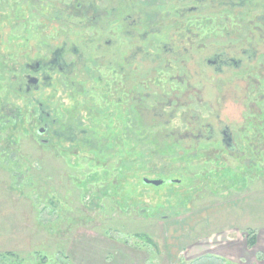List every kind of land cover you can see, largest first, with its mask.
Wrapping results in <instances>:
<instances>
[{"label":"rangeland","instance_id":"obj_1","mask_svg":"<svg viewBox=\"0 0 264 264\" xmlns=\"http://www.w3.org/2000/svg\"><path fill=\"white\" fill-rule=\"evenodd\" d=\"M111 1L94 0L98 5ZM74 2L0 0V106L15 104L25 110L37 98L60 112L72 108L64 76L55 72L51 73L55 94L48 87L25 94L23 87L25 75L31 74L25 64L45 58L63 33L74 31L64 22ZM91 66L104 84L96 77L89 80L88 87H100L89 89L78 102L100 115L88 119L80 106L77 113L83 125L97 131V138L108 137L110 152L97 156L84 147L64 144L61 148L71 154L54 155L32 131L24 133L22 128L31 122L26 113L16 130L11 124L0 129V264H264V231L257 241L256 233L227 229L235 224L264 225V105L259 104L260 117L250 110L256 114L253 120L240 123L244 110L238 93H233L230 104L225 102L227 106L214 102L221 105L222 116L227 113L232 119L233 142L241 156L194 154L184 150L192 146L186 140L160 144L152 137L164 129L161 125L147 128L145 138L137 128L130 141L124 137L127 111L118 116L113 109H104L113 86H122L114 66L105 62ZM105 80L110 88L102 86ZM176 87L173 82V92ZM193 102L191 110L204 117L210 114L206 103ZM189 108L182 107L177 116ZM174 128L186 126L176 117L167 130ZM214 145L219 143L203 142L198 150ZM144 178L169 182L154 186L144 184ZM198 233L202 238L196 237ZM231 234H236L229 240L232 244L227 243Z\"/></svg>","mask_w":264,"mask_h":264},{"label":"flooded vegetation","instance_id":"obj_2","mask_svg":"<svg viewBox=\"0 0 264 264\" xmlns=\"http://www.w3.org/2000/svg\"><path fill=\"white\" fill-rule=\"evenodd\" d=\"M68 7L64 22L75 27L74 31L63 33L45 58H34L25 64L31 74L25 75L23 91L37 93L48 87L55 94L57 87L51 76L55 72L64 76L72 108L60 112L56 105L52 108L37 98H33L34 106L28 102L25 110L3 103L0 129L7 130L11 124V129L16 130L26 113L31 116V122L29 127L22 128L24 133L32 131L54 155L71 154V150L61 148L64 144L84 147L97 154L108 137L97 138V131L83 125L77 112L80 106L86 118L97 119L100 111L85 102L80 105L78 98L89 89L98 90L100 86L86 84L94 77L98 84H104L97 68L91 64L105 62L107 66H114L122 86H113L104 109H113L118 116L127 111L126 139L134 141L137 128L144 137L147 128L161 125L164 129L152 137L160 144H166L168 139L176 144L186 140L192 146L184 150L191 149L194 154L219 156L229 152L241 156L233 142L232 119L227 113L222 116L221 105L214 102L227 106L225 102L230 104L233 93H238L244 110L240 123L258 113L261 116L264 0H160L143 4L113 0L109 5L75 0ZM225 10L227 14L223 13ZM211 78L216 79L214 83H210ZM173 82L177 86L174 92ZM102 86L110 88L107 80ZM193 101L206 103L210 114L204 117L201 112L191 110ZM182 107L189 108V112L177 116ZM176 117L185 124V130L168 131L167 126ZM203 142L207 146L211 142L219 145L200 152L198 146Z\"/></svg>","mask_w":264,"mask_h":264},{"label":"crops","instance_id":"obj_3","mask_svg":"<svg viewBox=\"0 0 264 264\" xmlns=\"http://www.w3.org/2000/svg\"><path fill=\"white\" fill-rule=\"evenodd\" d=\"M220 209V208H219ZM222 209H224V208H222ZM225 210V209H224ZM226 211H227V208H226ZM215 213L217 214V211H215ZM227 229H235V230H244V231H251V232H254V233H256V237H257V241L259 240L258 239V233H260V231H264V225H262V226H254V227H248L247 225H238V224H235L234 226H232V225H227ZM228 231V230H227ZM203 234V233H202ZM202 234L201 233H198L197 235H196V237L197 238H202ZM205 234H207V233H205ZM210 233L208 232V235H209ZM205 236V235H204ZM233 236H236V234L234 235V234H231V235H229V236H227V243H231L232 244V242L231 241H229V240H231V238L233 237ZM195 240V242L194 243H196V240L197 239H194ZM184 245L187 247V243L186 242H184ZM200 250V249H199ZM200 252H203V250L202 251H200ZM200 252H198V253H200ZM206 253H210V252H212V253H214V251H208V250H206L205 251ZM263 254H264V249H263ZM241 258H242V256H241ZM240 264H243V262L241 261V262H239Z\"/></svg>","mask_w":264,"mask_h":264},{"label":"trees","instance_id":"obj_4","mask_svg":"<svg viewBox=\"0 0 264 264\" xmlns=\"http://www.w3.org/2000/svg\"><path fill=\"white\" fill-rule=\"evenodd\" d=\"M8 133H10V132H8ZM10 136H11V134H9V138H10ZM168 140H171V139H168ZM109 140L107 139V140H104V142L102 143V146H101V148H102V150L101 151H98L97 152V156H98V154L100 155H103L104 153H108V152H110L109 150H108V148H109ZM147 165H148V163H147ZM158 172H159V170H150V173H156V174H158ZM163 180V179H162ZM123 181V178H120L119 180H118V183H120V182H122ZM164 182L163 183H166V182H169V181H167V180H163ZM171 181H173V180H171ZM254 232H251V231H248V234L250 235V234H253ZM249 243L252 245V244H254L255 243V241L253 240V238H251L250 240H249Z\"/></svg>","mask_w":264,"mask_h":264},{"label":"water","instance_id":"obj_5","mask_svg":"<svg viewBox=\"0 0 264 264\" xmlns=\"http://www.w3.org/2000/svg\"><path fill=\"white\" fill-rule=\"evenodd\" d=\"M163 182L164 181L162 179H148V178L143 179L144 184L154 185V186H159L163 184Z\"/></svg>","mask_w":264,"mask_h":264}]
</instances>
